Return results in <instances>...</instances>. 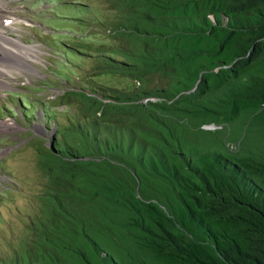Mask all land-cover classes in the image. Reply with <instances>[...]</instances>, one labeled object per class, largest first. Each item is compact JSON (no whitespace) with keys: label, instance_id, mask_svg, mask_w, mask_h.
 Instances as JSON below:
<instances>
[{"label":"trees","instance_id":"trees-1","mask_svg":"<svg viewBox=\"0 0 264 264\" xmlns=\"http://www.w3.org/2000/svg\"><path fill=\"white\" fill-rule=\"evenodd\" d=\"M101 2L80 26L103 60L55 99L77 124L32 139L37 204L0 264H264V0Z\"/></svg>","mask_w":264,"mask_h":264},{"label":"rangeland","instance_id":"rangeland-1","mask_svg":"<svg viewBox=\"0 0 264 264\" xmlns=\"http://www.w3.org/2000/svg\"><path fill=\"white\" fill-rule=\"evenodd\" d=\"M83 1L90 10L82 0H0V27L11 39L37 45L32 57L16 55L0 72V254L8 253L11 243L26 233L28 216L37 204L41 173L33 145L40 141L32 139H46L51 147L47 137L54 134L55 127H48L46 120L55 122L62 117L67 125L77 124L73 109L57 106L60 102L55 99L67 90H77L78 82L71 78L88 81L103 60L95 53L93 58L82 56L89 52L83 43L90 38L80 25L94 22L99 15L105 18L102 9L106 5L101 0ZM103 38L94 36L95 40ZM91 78L111 87L134 86L132 80L117 75Z\"/></svg>","mask_w":264,"mask_h":264},{"label":"bare ground","instance_id":"bare-ground-1","mask_svg":"<svg viewBox=\"0 0 264 264\" xmlns=\"http://www.w3.org/2000/svg\"><path fill=\"white\" fill-rule=\"evenodd\" d=\"M9 22L10 21H8L6 23L9 24ZM36 48H37V45L25 44L21 39H18V38L11 39L7 35L5 29H3V27H0V72L1 71L4 72L3 69H5V67H7L10 64L13 57H15L16 55H21L22 53L23 54L25 53V57L28 58L32 55L33 50ZM6 55L8 57L5 59L4 57ZM10 70H11V68H10Z\"/></svg>","mask_w":264,"mask_h":264},{"label":"water","instance_id":"water-1","mask_svg":"<svg viewBox=\"0 0 264 264\" xmlns=\"http://www.w3.org/2000/svg\"><path fill=\"white\" fill-rule=\"evenodd\" d=\"M207 127H209V128H210V127H211V128H213V127H215V126H214V125H212V126H207Z\"/></svg>","mask_w":264,"mask_h":264},{"label":"snow or ice","instance_id":"snow-or-ice-1","mask_svg":"<svg viewBox=\"0 0 264 264\" xmlns=\"http://www.w3.org/2000/svg\"><path fill=\"white\" fill-rule=\"evenodd\" d=\"M10 23V22H9Z\"/></svg>","mask_w":264,"mask_h":264}]
</instances>
